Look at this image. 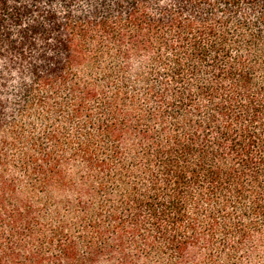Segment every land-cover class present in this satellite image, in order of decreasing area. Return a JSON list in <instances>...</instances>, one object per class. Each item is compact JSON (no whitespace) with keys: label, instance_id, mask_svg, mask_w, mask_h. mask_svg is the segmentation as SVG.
<instances>
[{"label":"trees","instance_id":"16d2710c","mask_svg":"<svg viewBox=\"0 0 264 264\" xmlns=\"http://www.w3.org/2000/svg\"><path fill=\"white\" fill-rule=\"evenodd\" d=\"M0 264H264V0H0Z\"/></svg>","mask_w":264,"mask_h":264}]
</instances>
